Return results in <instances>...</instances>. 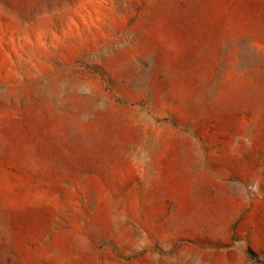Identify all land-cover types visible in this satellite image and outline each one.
I'll return each instance as SVG.
<instances>
[{"label": "rangeland", "instance_id": "rangeland-1", "mask_svg": "<svg viewBox=\"0 0 264 264\" xmlns=\"http://www.w3.org/2000/svg\"><path fill=\"white\" fill-rule=\"evenodd\" d=\"M0 264H264V0H0Z\"/></svg>", "mask_w": 264, "mask_h": 264}]
</instances>
